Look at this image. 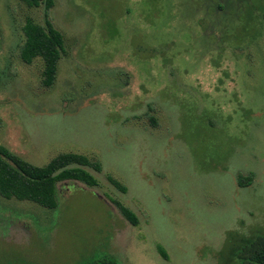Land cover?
I'll return each instance as SVG.
<instances>
[{
  "label": "rangeland",
  "instance_id": "374dc122",
  "mask_svg": "<svg viewBox=\"0 0 264 264\" xmlns=\"http://www.w3.org/2000/svg\"><path fill=\"white\" fill-rule=\"evenodd\" d=\"M28 17L64 36L52 86ZM0 144L102 164L56 208L0 195V264H238L264 234V0H0Z\"/></svg>",
  "mask_w": 264,
  "mask_h": 264
},
{
  "label": "trees",
  "instance_id": "16d2710c",
  "mask_svg": "<svg viewBox=\"0 0 264 264\" xmlns=\"http://www.w3.org/2000/svg\"><path fill=\"white\" fill-rule=\"evenodd\" d=\"M21 1L29 7H37L42 1H45L47 9L53 5V0ZM23 32L25 42L20 49L21 58L30 64L34 58L43 57L45 61L43 83L52 86L58 72V62L65 51L63 34L49 19H46L45 25H41L29 17L23 26ZM89 169L101 172L102 164L98 160H91L85 154L63 152L46 165L38 166L0 144V195L7 199L31 201L50 209L56 208L59 182L77 180L89 186L98 185L97 178ZM109 180L122 190L126 189L116 178L109 176ZM251 180L250 177L249 182ZM116 203L134 225L139 223V218L133 210L118 201ZM238 241V245L233 249V256L237 258L238 264H264V234L241 237ZM159 251L163 257L168 258V252L163 246H159ZM92 264L121 263L113 256L103 255Z\"/></svg>",
  "mask_w": 264,
  "mask_h": 264
}]
</instances>
